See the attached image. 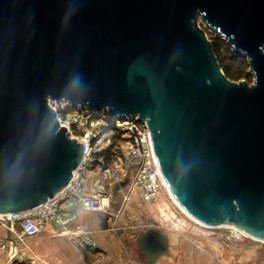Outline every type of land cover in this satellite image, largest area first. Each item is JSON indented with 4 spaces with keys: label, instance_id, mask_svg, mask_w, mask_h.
Returning a JSON list of instances; mask_svg holds the SVG:
<instances>
[{
    "label": "water",
    "instance_id": "water-1",
    "mask_svg": "<svg viewBox=\"0 0 264 264\" xmlns=\"http://www.w3.org/2000/svg\"><path fill=\"white\" fill-rule=\"evenodd\" d=\"M198 18L252 84L224 75ZM50 101L137 116L192 218L264 241V0H0V215L53 197L82 159ZM135 242L148 264L168 251L158 228Z\"/></svg>",
    "mask_w": 264,
    "mask_h": 264
},
{
    "label": "built area",
    "instance_id": "built-area-1",
    "mask_svg": "<svg viewBox=\"0 0 264 264\" xmlns=\"http://www.w3.org/2000/svg\"><path fill=\"white\" fill-rule=\"evenodd\" d=\"M49 105L55 111L60 126L66 127L68 137L75 138L82 144L83 156L68 184L53 197L27 211L0 216V225L7 234L13 235L11 241H8L10 246L0 239V255L9 253L8 262L21 251L17 250L15 243L26 245L27 238L41 232H46L49 236L65 235L72 242L92 249L99 248L91 230L79 224L73 228L69 226L78 218V206L84 210H92L106 209L109 205L110 192L105 188L97 189L90 196L82 193V177L88 169L97 168L106 173L112 184L120 183L130 171L131 178L124 199L138 190L140 198L148 202L155 198L159 190L166 191L150 132L144 121H140L137 116L131 119L105 114L88 106L74 108L66 102L50 101ZM67 109L70 110L65 112ZM117 136L123 146L121 155L105 166L102 152Z\"/></svg>",
    "mask_w": 264,
    "mask_h": 264
},
{
    "label": "rangeland",
    "instance_id": "rangeland-1",
    "mask_svg": "<svg viewBox=\"0 0 264 264\" xmlns=\"http://www.w3.org/2000/svg\"><path fill=\"white\" fill-rule=\"evenodd\" d=\"M197 24L205 32L207 39L213 41L220 38L228 45L219 33L208 27L200 18H198ZM230 49L233 55L239 54L235 53L231 47ZM220 57L224 58V62H229L228 52L224 46H222ZM244 59L246 62L233 63V66L237 70H241L243 74L246 73L247 76L233 81H246L248 84H252L254 75L245 56ZM121 146L119 136L115 137L111 150L112 160H117V157H120ZM126 189L127 186L123 189L122 198L115 200L116 209L120 208L124 213L118 221V227L124 228L122 232H125L126 236H124L123 242L126 247L135 250V237L139 232L147 228H158L167 235L172 247L180 246L179 252H182L184 256L188 257L195 253L198 257L212 258L216 264H264V241L242 235L233 226H206L197 223L180 210L167 190V192L159 190L151 201L145 202L141 199V201L136 200L135 204H132L129 201L130 198L124 199ZM126 202H129L128 206H125ZM12 238L13 235L7 234V237L1 240L10 246L8 241H11ZM17 250L19 251L18 247ZM170 257H173V254L168 249L156 260L160 262L153 264H172L171 262L174 260L169 259ZM8 258L9 253L1 254L0 264H42L32 261L27 250L16 253L10 262H8Z\"/></svg>",
    "mask_w": 264,
    "mask_h": 264
},
{
    "label": "crops",
    "instance_id": "crops-1",
    "mask_svg": "<svg viewBox=\"0 0 264 264\" xmlns=\"http://www.w3.org/2000/svg\"><path fill=\"white\" fill-rule=\"evenodd\" d=\"M82 193L92 195L97 189L105 188L110 192L109 205L106 209L84 210L81 206L76 208L78 218L70 224L73 228L76 224L92 231L99 248L92 249L87 246L72 242L68 236H49L46 232L26 239V245L16 244L19 250L28 251L32 261L42 264H148L147 259L141 254L137 246L135 250L126 247L123 242L124 228L118 227V221L124 213L116 209L115 200L122 198L123 189L128 184H112L106 173L97 168L88 169L82 177ZM130 198V199H129ZM129 201L135 204L140 200L139 191H134ZM129 203V202H128ZM126 202L125 206H128ZM7 237L6 230L0 227V239ZM130 237V236H129ZM168 249L173 254L172 264H216L212 258L198 257L195 253L184 256L179 247H172L168 240ZM156 263L160 261H155Z\"/></svg>",
    "mask_w": 264,
    "mask_h": 264
},
{
    "label": "trees",
    "instance_id": "trees-1",
    "mask_svg": "<svg viewBox=\"0 0 264 264\" xmlns=\"http://www.w3.org/2000/svg\"><path fill=\"white\" fill-rule=\"evenodd\" d=\"M212 51L219 63L220 68L222 69L224 75L231 81L240 80L247 76L246 73L243 74L241 70H237L234 68L233 63H244L246 62L244 59V56L240 54H234L232 53L230 46L226 45L224 41L220 38L214 39L213 41L210 40ZM222 46L225 47L226 51L228 52V61L224 62V58L220 57V52L222 50ZM70 109H67L65 112H67ZM97 113V112H96ZM113 148V142L106 148L102 154H104V163L105 166L111 162L112 160V150Z\"/></svg>",
    "mask_w": 264,
    "mask_h": 264
},
{
    "label": "bare ground",
    "instance_id": "bare-ground-1",
    "mask_svg": "<svg viewBox=\"0 0 264 264\" xmlns=\"http://www.w3.org/2000/svg\"><path fill=\"white\" fill-rule=\"evenodd\" d=\"M165 182V181H164ZM165 186H166V190L168 191L169 195L171 196V198L173 199L174 203L180 208V210L189 218H191L192 220L196 221L194 218H192L179 204L178 202L175 200V198L173 197V195L171 194L170 190L168 189L166 183H165ZM0 216H6V215H0ZM197 223H199L198 221H196ZM201 224V223H199ZM203 225V224H201ZM234 229L238 230L242 235H245V236H248L246 233H244L243 231L233 227Z\"/></svg>",
    "mask_w": 264,
    "mask_h": 264
}]
</instances>
